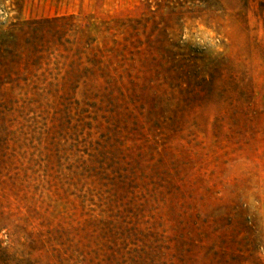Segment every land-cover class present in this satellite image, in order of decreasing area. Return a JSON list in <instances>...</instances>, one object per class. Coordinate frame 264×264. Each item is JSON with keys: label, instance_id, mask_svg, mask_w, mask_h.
<instances>
[{"label": "rangeland", "instance_id": "obj_1", "mask_svg": "<svg viewBox=\"0 0 264 264\" xmlns=\"http://www.w3.org/2000/svg\"><path fill=\"white\" fill-rule=\"evenodd\" d=\"M0 264H264V0H0Z\"/></svg>", "mask_w": 264, "mask_h": 264}, {"label": "trees", "instance_id": "obj_2", "mask_svg": "<svg viewBox=\"0 0 264 264\" xmlns=\"http://www.w3.org/2000/svg\"><path fill=\"white\" fill-rule=\"evenodd\" d=\"M57 69H58V68H57ZM46 71H47V69H46ZM67 75H68V77H71V78H72L73 73H71V71H67V72H65V73L62 75V77L65 78ZM77 81H78V80H76V76H74V79H73L72 82H71L72 85L74 86V84L77 83Z\"/></svg>", "mask_w": 264, "mask_h": 264}]
</instances>
